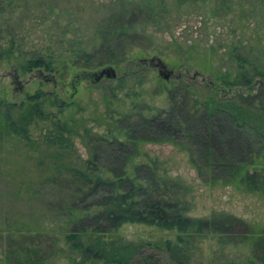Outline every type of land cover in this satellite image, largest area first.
Instances as JSON below:
<instances>
[{
	"label": "trees",
	"instance_id": "16d2710c",
	"mask_svg": "<svg viewBox=\"0 0 264 264\" xmlns=\"http://www.w3.org/2000/svg\"><path fill=\"white\" fill-rule=\"evenodd\" d=\"M208 1L112 0L101 3L91 11L83 27L77 23L76 16L72 18L68 30L75 37L71 39L70 54L76 63L85 67L120 63L126 59L129 38L137 39L144 34L138 24L165 20L170 11L180 14L184 7L207 6ZM10 2V5L15 3ZM90 2L93 7L96 1ZM210 2L213 15H226L239 8L244 13L258 9L264 19V0H256L259 5L256 7L253 0H243L239 5L233 0ZM5 3L0 0L2 17L7 8ZM159 4L163 8L168 5V12L160 11ZM74 6L80 8L81 2L77 1ZM257 39L264 48V32H258ZM236 46L229 52L245 70H237L233 78L225 75L224 83L250 85L254 76L264 78V66L251 59L253 67L246 68L249 56L246 58L244 54L248 52H236ZM15 50L14 44L7 48L0 45V59L13 56ZM19 68L26 72L58 67L51 57L36 52L26 57ZM261 86V94L257 95L238 93L220 98L211 93L201 108H190L189 85L177 86L170 89L168 107H150L156 110L153 113L140 109L120 112L119 124L111 115L117 133L113 132L111 122L110 130L102 133L94 131L84 118L80 122L73 114L66 115L70 105L79 104L42 88L20 101L0 97V157L9 140H17L27 150L40 153L36 157L39 164L48 165L46 160H50V172L30 179V185L39 182L47 188L50 194L47 198L41 189L35 191L46 202V207L40 211L31 209L28 218L22 214L12 217L0 207V216L6 214L10 223L3 221L0 226L2 256L17 264H53V259L61 256L68 257L73 264H85L91 257L102 258L106 263L132 264L135 258L134 264H163L158 253L141 249V243L107 239L108 234L125 222H139L175 229L179 242L184 240V234L200 236L208 232L219 234L222 243L241 237L255 245L259 260L264 263V225L220 210L204 216L189 214L192 204L184 196L188 185L164 170L159 158L140 146L145 141L177 143L189 151L190 161L203 181L235 183L264 197V83ZM181 89H184L183 96L179 95ZM53 107L57 111H53ZM47 120L53 127L44 138L34 137V124ZM75 136L85 138L91 149V155L82 163L72 158ZM2 189V198L13 195L18 198L17 191ZM50 215L66 218L60 223L48 224ZM162 243L173 264H191L184 260L189 255L181 250L178 242L166 239Z\"/></svg>",
	"mask_w": 264,
	"mask_h": 264
},
{
	"label": "rangeland",
	"instance_id": "374dc122",
	"mask_svg": "<svg viewBox=\"0 0 264 264\" xmlns=\"http://www.w3.org/2000/svg\"><path fill=\"white\" fill-rule=\"evenodd\" d=\"M9 1L3 0L7 8L3 17L0 16V45L7 48L14 44L16 49L13 56L0 59V97L7 100L20 101L42 88L79 104L70 105L65 111L66 115L73 114L80 122L84 118V122L94 131L102 133L110 130L111 122L113 132L117 133L118 129L114 120L111 121V115L115 121L117 118L116 123L119 124L120 112H136L140 109L153 113L156 110L150 107H168L171 104L170 89L177 86L189 85L187 96L190 108H201L205 98L211 93L220 98L237 96L238 93L261 94V83H264L261 76H254L250 85L224 83L225 75L230 74L233 78L237 70H245L241 62L229 52L235 45L238 47L236 52H248L244 54L246 58L249 56L248 63L244 65L246 68L253 67L251 59L264 66V48L258 44L257 39L258 32H264V19L259 15L258 9L244 13L239 8L226 15H213L212 0H209L207 6L184 7L180 14H173V11L168 12L169 3L165 8L159 4L157 8L160 11L168 12L165 20L138 24L145 36L129 38L126 59L111 64L116 67L118 75L104 76L96 81L92 73L107 64L91 68L76 63L70 54V44L73 43L71 39L75 34L69 32L68 25L71 28L72 18L76 16L77 23L83 27L91 11L99 8L97 6L101 3L112 0H95L93 7L90 1L94 0H46L43 4H40L42 0H12L15 2L12 5ZM77 1L81 2L80 8L74 6ZM233 3L239 5L243 0H233ZM253 4L254 7L259 6L256 0H253ZM86 6L88 7L83 9ZM65 30L68 32H64ZM36 52L51 57L58 68L22 71L20 63ZM153 55L161 56L169 66L174 67L170 80L161 78L156 67L137 63L138 58ZM40 69L55 76V80H47L40 75ZM181 91L184 92V89L179 91V95L183 96ZM51 109L57 111L55 107ZM52 127L50 121H41L34 124L32 133L34 137L42 139ZM16 142L19 141L9 140L0 157V173H3L0 174V190L6 188L17 191L18 198L14 195L11 198L0 196V207L12 217L22 214V217L28 218L31 209L40 211L47 206L39 192H35L41 189L44 198H47L50 195L47 188L39 182L32 183L31 187L30 179L50 172V160H46L48 165L39 164L36 157L40 153L37 150L29 151L23 143ZM74 142L72 158L82 163L91 155V149L83 137L75 136ZM140 146L150 155L159 158L164 170L188 185L184 196L192 204L189 214L204 216L220 210L264 225L263 196L247 191L235 183L203 181L190 161L189 151L177 143L145 141ZM5 175L8 177L5 178ZM6 180L13 183L8 184ZM65 218L50 215L48 224L60 223ZM3 221L10 225L6 214L4 217L0 216V226L4 224ZM178 235L175 229L125 222L118 230L108 234L107 239L141 243V249L158 253L163 264H173L165 244L162 243L166 239L178 242L181 250L189 255L184 260H189L191 264H264L259 260L255 245L247 239L239 237L237 241L229 239L222 243L219 234L208 232L200 236L184 234V240L179 242ZM2 255L0 249V264H17L7 261ZM134 259L131 260L132 264ZM53 261V264H73L66 256L55 257ZM85 264L121 263H106L102 258L91 257Z\"/></svg>",
	"mask_w": 264,
	"mask_h": 264
},
{
	"label": "water",
	"instance_id": "95a60500",
	"mask_svg": "<svg viewBox=\"0 0 264 264\" xmlns=\"http://www.w3.org/2000/svg\"><path fill=\"white\" fill-rule=\"evenodd\" d=\"M137 63L156 67L158 69V75L165 80H170L172 74L174 73V67L169 66L168 63L159 55H153L151 57H140L138 58ZM40 75L44 76L47 80H49L50 78L55 80V76L46 74L42 69H40ZM117 75L118 71L113 65L104 66L98 71L92 73V76L96 81H99L104 76L116 77Z\"/></svg>",
	"mask_w": 264,
	"mask_h": 264
}]
</instances>
